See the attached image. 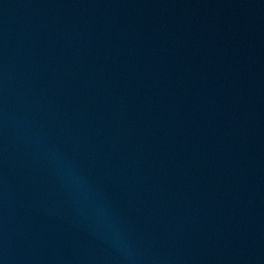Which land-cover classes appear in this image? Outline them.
Wrapping results in <instances>:
<instances>
[{
  "label": "water",
  "instance_id": "obj_1",
  "mask_svg": "<svg viewBox=\"0 0 264 264\" xmlns=\"http://www.w3.org/2000/svg\"><path fill=\"white\" fill-rule=\"evenodd\" d=\"M0 264H264V0H0Z\"/></svg>",
  "mask_w": 264,
  "mask_h": 264
}]
</instances>
